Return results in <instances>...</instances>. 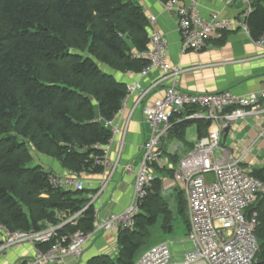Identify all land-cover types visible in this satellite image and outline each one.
Wrapping results in <instances>:
<instances>
[{"label":"trees","instance_id":"obj_1","mask_svg":"<svg viewBox=\"0 0 264 264\" xmlns=\"http://www.w3.org/2000/svg\"><path fill=\"white\" fill-rule=\"evenodd\" d=\"M247 23L250 36L259 40L264 35V0H252ZM149 27L146 12L132 0H0V224L24 232L56 227L50 240L36 243L40 251L58 243L67 246L77 231H94L96 209L87 187L52 184L57 175L40 163L32 165L28 146L78 177L103 173L101 161L112 138L106 121L122 109L129 94L127 83L114 71L140 73L148 67L149 60L136 52L148 49ZM229 32L223 31L219 41ZM183 116L172 117L169 135L185 143L187 127L197 124L205 136L209 120ZM152 167L158 172L134 229L119 228L118 254L95 256L86 264H134L153 240V230H171L173 211L161 194L163 172L156 163ZM169 174L174 177V171ZM251 174L264 184V168ZM180 205L184 213L182 198ZM254 212L260 248L253 264H264L260 193L247 215Z\"/></svg>","mask_w":264,"mask_h":264},{"label":"built area","instance_id":"obj_2","mask_svg":"<svg viewBox=\"0 0 264 264\" xmlns=\"http://www.w3.org/2000/svg\"><path fill=\"white\" fill-rule=\"evenodd\" d=\"M200 1L164 0L165 7L176 12L184 51L206 49L210 40L220 37L223 31L240 29L250 34L247 18L252 11V0H241L244 9L240 17H225L217 11L205 17L200 10ZM227 1L233 3L237 0ZM149 21L148 49L136 52V55L147 58L150 63L140 74L145 75L158 68L165 73V79L170 78V83L162 98L144 107V121L150 127L151 135L140 147L141 161L131 203L121 213H113L106 221L98 223L97 228L134 229L135 216L155 177L152 166L163 158L162 141L173 126L172 117L184 114L183 119H205L211 123L208 134L198 139L180 159L175 170L173 184H184L188 200L190 227L186 241L190 248L185 250L181 260H177L171 242L162 241L144 251L134 264H253L260 248L256 235L258 219L256 212L248 216L247 210L256 202L264 184L244 170L242 158H234L220 142L225 128L252 113V109L264 100V89L258 93L238 95L231 90L192 92L180 88L177 77L183 69L169 62L168 40L155 28L156 18L151 17ZM255 42L264 49V35ZM138 89H141L138 83L128 87L129 93ZM145 95L141 89L140 98ZM188 108H194V111L187 113ZM120 113L121 110L106 121L112 131L111 140L118 133ZM101 162L106 168L110 164L107 146ZM51 183L79 190L86 187L82 180L58 176L52 177ZM0 229L1 248L27 242L35 245V256L22 264H49L67 256L78 259L95 231L87 234L77 231L67 246L58 243L43 252L37 249L36 243L50 240L56 227L24 232L10 231L0 224Z\"/></svg>","mask_w":264,"mask_h":264},{"label":"crops","instance_id":"obj_3","mask_svg":"<svg viewBox=\"0 0 264 264\" xmlns=\"http://www.w3.org/2000/svg\"><path fill=\"white\" fill-rule=\"evenodd\" d=\"M139 4L148 18H156L155 28L163 33L169 46V62L182 68L177 77L180 88L192 92H220L231 90L238 95L258 93L264 89V49L243 30L230 31L222 41V37L210 40L209 46L202 51H184L178 20L174 9H167L164 0H132ZM244 4L241 0L228 3L227 0H201L200 10L203 16L217 11L225 17L241 16ZM160 69H151L147 74L114 71V76L128 87L138 83L146 95L141 96V89L129 93L123 103L120 118L117 120L118 133L107 145L109 166L103 173L85 174L78 177L65 169L53 158L44 159L42 166L62 178H75L84 181L90 190L88 197L96 209L95 231L85 246L81 257L75 259L67 256L49 264H86L88 260L99 255L115 257L119 252V228L108 230L97 228L98 223L106 221L111 214L121 213L132 201L136 172L141 161L140 147L150 137L151 129L144 121V107L162 98L170 83L164 78ZM195 127L188 136L187 130ZM226 129V130H225ZM221 134V145L230 151L234 158H242L241 167L250 174L255 169L264 168V100H261L252 113L231 123ZM207 133L209 132L206 130ZM176 136L167 135L162 141L163 158L158 164L161 168L163 190L162 197L171 203L173 226L171 230L156 228L153 240L141 250L162 242L170 241L175 258L181 260L185 250L190 248L186 241L189 220V207L184 184L174 183L175 170L180 159L189 152L201 137L197 124L187 127L185 143ZM193 137V138H187ZM175 158L176 162L173 160ZM130 166L132 168H130ZM157 174L156 167H152ZM174 171V177L169 171ZM174 188L173 191H170ZM264 191V188L263 190ZM260 191V192H261ZM259 192V193H260ZM181 198L185 201V210H180ZM174 206V208L172 206ZM183 215L186 218H183ZM177 222L182 224V234L176 240L165 237L175 231ZM35 245L24 243L0 253V264H22L34 257Z\"/></svg>","mask_w":264,"mask_h":264},{"label":"rangeland","instance_id":"obj_4","mask_svg":"<svg viewBox=\"0 0 264 264\" xmlns=\"http://www.w3.org/2000/svg\"><path fill=\"white\" fill-rule=\"evenodd\" d=\"M157 69H158V68H157ZM194 131H195V127L189 128V129L187 130V134H188V136H190L191 134H193ZM187 138H193V137H187ZM28 147H29V150L31 151V153H32V155H33V162H32V165H37V164H39V163H43L44 159L48 158L47 155H44V154L40 153L39 151H37V150L33 147V145H32L31 143L29 144ZM49 158H50V157H49ZM170 204H171V203H169V205H170ZM171 206H172V205H171ZM172 207L174 208V206H172ZM183 218H186V216L183 215ZM182 230H183V228H182V224H181V222H177V223H176V226H175V231H174L173 233L167 235V236L165 237V239H166V240L171 239V240H176V241H177V240L180 238L181 234H182V233H181ZM27 243H30V242H27ZM22 244H24V243H20V244H17V245H14V246L8 247V248H1V244H0V253L3 252V251L9 250V249H11V248H13V247L20 246V245H22ZM84 250H85V249H84Z\"/></svg>","mask_w":264,"mask_h":264},{"label":"water","instance_id":"obj_5","mask_svg":"<svg viewBox=\"0 0 264 264\" xmlns=\"http://www.w3.org/2000/svg\"><path fill=\"white\" fill-rule=\"evenodd\" d=\"M225 130H226V129H225ZM173 190H174V188H171V189H170V191H173ZM260 194H261L262 196H264V191H261Z\"/></svg>","mask_w":264,"mask_h":264}]
</instances>
